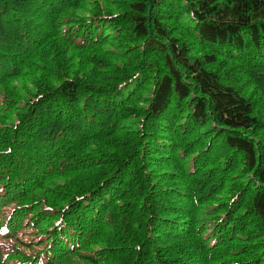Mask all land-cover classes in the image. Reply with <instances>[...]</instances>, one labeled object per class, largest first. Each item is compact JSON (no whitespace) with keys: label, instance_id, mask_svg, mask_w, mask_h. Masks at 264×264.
<instances>
[{"label":"trees","instance_id":"1","mask_svg":"<svg viewBox=\"0 0 264 264\" xmlns=\"http://www.w3.org/2000/svg\"><path fill=\"white\" fill-rule=\"evenodd\" d=\"M0 264H264V0H0Z\"/></svg>","mask_w":264,"mask_h":264}]
</instances>
